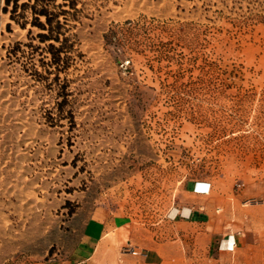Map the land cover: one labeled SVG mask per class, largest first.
<instances>
[{
    "label": "rangeland",
    "instance_id": "1",
    "mask_svg": "<svg viewBox=\"0 0 264 264\" xmlns=\"http://www.w3.org/2000/svg\"><path fill=\"white\" fill-rule=\"evenodd\" d=\"M3 6L0 264L55 251L81 203L164 230L192 187L220 241L264 238V0H75L60 51Z\"/></svg>",
    "mask_w": 264,
    "mask_h": 264
},
{
    "label": "crops",
    "instance_id": "2",
    "mask_svg": "<svg viewBox=\"0 0 264 264\" xmlns=\"http://www.w3.org/2000/svg\"><path fill=\"white\" fill-rule=\"evenodd\" d=\"M196 188H206L197 183ZM185 190L188 199L169 209V217L160 226L144 227L120 211L106 204L81 203L65 222L57 249L35 264H191L193 254L202 253L207 260L223 264L225 256L232 253V264H264V238H248L243 232L233 230L227 240H221L223 228L213 204H197ZM264 220V195L256 204ZM189 218L171 215L187 214ZM171 224L184 228L171 234ZM200 227L199 238L192 234V227ZM221 234V235H220ZM226 243L233 244L225 249ZM220 245V246H219ZM130 248V249H127ZM131 249L135 252H132ZM178 262V263H177Z\"/></svg>",
    "mask_w": 264,
    "mask_h": 264
},
{
    "label": "trees",
    "instance_id": "3",
    "mask_svg": "<svg viewBox=\"0 0 264 264\" xmlns=\"http://www.w3.org/2000/svg\"><path fill=\"white\" fill-rule=\"evenodd\" d=\"M4 0V6L2 10L9 13V19L15 21L24 28L27 23L31 26H36L42 31L37 33L40 41L50 40L59 42V46L56 51H60L63 48L69 47L68 38L64 35L62 30L63 23L67 19V14L70 13V9L75 10V0ZM67 6L69 8H64ZM30 14V18H27V13ZM10 23H7L9 27ZM31 30H28V34ZM21 42H17L16 46H19ZM31 45V43H28ZM49 47L53 48L54 44L49 43ZM61 57L59 54H54L52 62L59 63Z\"/></svg>",
    "mask_w": 264,
    "mask_h": 264
},
{
    "label": "built area",
    "instance_id": "4",
    "mask_svg": "<svg viewBox=\"0 0 264 264\" xmlns=\"http://www.w3.org/2000/svg\"><path fill=\"white\" fill-rule=\"evenodd\" d=\"M207 188H208V187H207ZM207 188H206L205 190L201 191V192H206V191H207ZM190 215H191V212H190V211H189L186 215H184V214H182V213H180L179 215H177V213H176V214H174V215H171V218L173 219V218H175L176 216H180V217H184V218H189ZM169 216H170V214L168 213L167 217H169ZM233 244H234V243H232V245H228V244L226 243V245H225V249H232V248H233ZM127 249H130V248H127ZM131 251H132V252H135V251H133L132 249H131Z\"/></svg>",
    "mask_w": 264,
    "mask_h": 264
},
{
    "label": "bare ground",
    "instance_id": "5",
    "mask_svg": "<svg viewBox=\"0 0 264 264\" xmlns=\"http://www.w3.org/2000/svg\"><path fill=\"white\" fill-rule=\"evenodd\" d=\"M188 212H189V211H188ZM188 212H187V213H188ZM180 213H181V212H180ZM180 213H177V215H179ZM182 214H183V213H182ZM184 215H186V214H184Z\"/></svg>",
    "mask_w": 264,
    "mask_h": 264
}]
</instances>
